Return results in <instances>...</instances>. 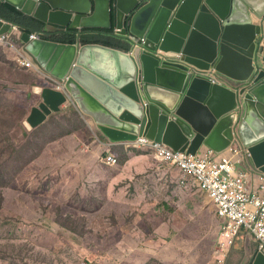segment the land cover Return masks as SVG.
I'll return each instance as SVG.
<instances>
[{
  "label": "water",
  "instance_id": "95a60500",
  "mask_svg": "<svg viewBox=\"0 0 264 264\" xmlns=\"http://www.w3.org/2000/svg\"><path fill=\"white\" fill-rule=\"evenodd\" d=\"M1 2L78 36L69 44L22 34L25 51L65 88L35 89L40 101L26 120L29 129L73 105L110 142L145 137L193 155L237 144L264 173V0ZM4 21L0 15V34L11 27ZM101 30L116 32L129 50L81 43ZM142 38L144 49L133 50ZM176 58L215 78L168 61ZM248 264H264V249Z\"/></svg>",
  "mask_w": 264,
  "mask_h": 264
},
{
  "label": "rangeland",
  "instance_id": "374dc122",
  "mask_svg": "<svg viewBox=\"0 0 264 264\" xmlns=\"http://www.w3.org/2000/svg\"><path fill=\"white\" fill-rule=\"evenodd\" d=\"M16 64L12 51L0 44V264H92L100 254L105 257L115 249L121 253L115 257L116 264H144L142 260L153 259L160 246L161 250L165 247L169 239L164 238L179 233L178 226L186 230L180 236L188 253L212 256L218 236L213 239L217 231L210 223L219 224L214 213L208 217L195 211L178 225L161 218L159 226L153 220V201H147L152 194L148 195L147 190L153 185L145 181L147 176L143 177L141 193L128 201L139 202L136 207L113 201L108 194L107 174L118 172L128 149L110 144L121 142H110L103 135L96 141L99 131L93 120L92 128L83 121L80 126L75 114L69 112L55 115L42 127L29 129L26 120L34 95L32 84L21 82L30 72L17 70ZM79 129L83 148L59 160L55 152L46 151L50 140ZM88 138L90 143L86 142ZM107 149V154L102 155ZM108 155L117 158L114 167L103 160ZM165 178L159 179L161 185L166 184ZM120 185L114 182L109 190L117 191ZM124 192V197L129 198L136 190L128 185ZM154 201L159 205L164 196ZM194 215L202 223H192ZM207 217L206 225L212 232L205 229Z\"/></svg>",
  "mask_w": 264,
  "mask_h": 264
},
{
  "label": "built area",
  "instance_id": "2783aa9c",
  "mask_svg": "<svg viewBox=\"0 0 264 264\" xmlns=\"http://www.w3.org/2000/svg\"><path fill=\"white\" fill-rule=\"evenodd\" d=\"M11 32H19L17 26H12L10 32L0 34V42H6ZM44 35L51 36V33H33L30 40L43 38ZM133 43L132 49L143 45ZM156 54L164 55V52L157 50ZM177 63H183L179 58L168 60ZM19 65L25 69L33 70L37 74L42 73L49 81L53 79L41 72L40 68L24 55L17 58ZM198 76L210 77L208 71L199 70L190 67ZM55 89L64 91V85L61 82H55ZM129 147L133 149L146 148L162 164L177 170V182L179 189L185 191L190 187L206 193L216 208V214L219 219V238L216 243L215 251L218 255H227L230 248L241 230L247 231L257 249H264V173L254 172L245 169H238L243 158L249 157L247 151L232 146L226 152L218 154L208 149L204 154L200 152L196 155L182 151H174L168 146L152 141L145 137H138L130 141ZM105 162L111 166L117 164V158L114 155H108L104 158Z\"/></svg>",
  "mask_w": 264,
  "mask_h": 264
},
{
  "label": "crops",
  "instance_id": "0c3cea01",
  "mask_svg": "<svg viewBox=\"0 0 264 264\" xmlns=\"http://www.w3.org/2000/svg\"><path fill=\"white\" fill-rule=\"evenodd\" d=\"M1 1V0H0ZM19 11V10H18ZM21 12V11H20ZM22 13V12H21ZM5 20V19H4ZM7 20L4 21V24H6ZM11 23V22H9ZM15 26L14 24L11 23V27ZM17 26V25H16ZM10 27V28H11ZM45 31H52L53 29L49 27H45ZM10 30V29H9ZM8 30V31H9ZM7 31V32H8ZM22 35V34H21ZM21 35H19V32H11L9 35V38L6 42H0V44L5 45L7 48H9L12 51V59L14 57L17 58L20 57V55H24L26 58L31 59L43 72L44 70L37 64V62L25 51V44L21 40ZM84 36V35H83ZM17 65V64H16ZM17 70H22V67L18 64L17 65ZM20 68V69H19ZM25 70V69H24ZM27 70H25L26 72ZM29 72V71H27ZM26 72V73H27ZM31 72L35 73L38 78L35 77ZM30 73H28L27 77L22 80V85L25 84H32L30 86V89L32 87V96L34 95V101H32L33 105L35 106L37 102L39 101V95L37 92H35V89L42 86H49L48 79L44 77L42 73L37 74L35 71L31 70ZM47 75V74H46ZM46 81H45V80ZM44 84V85H42ZM47 84V85H46ZM30 91L27 90V93ZM29 95V94H28ZM32 105V107H34ZM31 107V109H32ZM72 108V110H71ZM70 110L75 114L77 121H83L84 123L88 124L90 128L94 127L93 121L90 117L85 116L81 114L78 109L71 105L69 107L63 106L62 111L63 113H68ZM31 111V110H30ZM55 115V114H54ZM47 118L45 121L46 124L48 123L52 116ZM43 125L39 126L42 127ZM83 126V124H82ZM87 126V125H86ZM96 127V126H95ZM256 129H258L257 125H255ZM98 128V127H96ZM86 129V133L89 132V130ZM81 131L82 130H74L70 133L62 134L56 138H53L52 140L49 141V143L46 146V151L50 152H55L56 158H66L69 154H73V152L79 150L80 148H83L85 146V143H81L78 136H81ZM98 133L99 135L96 134L95 139L96 141H99V139L102 138V135L105 136L102 131L98 128ZM89 134V133H88ZM86 142L90 143L91 139L88 138ZM130 141L126 142H121V143H110V144H119V145H124L125 148L128 149V154L126 155L124 161L121 163L119 170L117 173L112 174L109 173L107 176L109 178L107 179L106 183L109 184L108 187V194L112 196V199L114 202H127L129 204H132L134 207L139 204V202L136 203H130L128 202L129 200L137 197L142 189V182H143V177L147 176L145 178V181H150L153 182L152 188L147 190V193L149 195L150 192L151 198H148L147 201H153V214H154V221L156 224L160 226V223L162 224L161 218L170 222V223H175L178 225V223H184L187 220L188 215H192L193 212L198 211L201 213L200 215H203L206 213V215L209 217L212 213H214V216H217L216 214V208L213 206L214 204L211 202L209 199L208 195L204 193L203 191L199 190V188H193V190L186 189L185 191H182L180 189L175 190L174 187H178V185L175 183L177 182L178 175L175 174L177 170H173L172 168H169L168 166L164 165L161 163L159 159H157L151 152H147L146 148H143L142 150L136 149L138 152H131V149L129 150V145ZM233 146L237 147L240 149V147L236 144ZM133 149V148H132ZM135 150V151H136ZM208 151L207 148L203 147L200 150L201 154H204ZM250 157H244L243 162L241 165H238V169H245V170H250L254 172H259L258 169L253 167L250 164L249 161ZM104 160V158H103ZM92 161V160H91ZM90 168H93V164L89 165ZM114 167V166H111ZM142 172H145L144 174H141ZM164 176L166 177V184L161 185L159 179L163 181ZM167 178L169 181H167ZM114 182H121V185L117 191H110L109 189L111 188V185ZM128 185L134 186V189L136 190V193H134L132 196L129 198H125V187ZM137 185H141V187H137ZM176 185V186H175ZM179 188V187H178ZM119 195V200H115L116 197ZM156 195V196H155ZM164 196V201L160 203L159 205H156L154 200H157L161 196ZM168 200L167 202H165ZM186 202V203H185ZM185 205L183 206V204ZM157 206V210H155V207ZM158 213V215H157ZM157 215V216H156ZM196 215L190 218L192 220V223L195 221L202 223L200 219H194ZM208 217L206 218V224L208 223ZM215 217V218H216ZM216 218V220H217ZM219 220V219H218ZM213 226V229H215V233L219 238L218 235V230L217 226L219 227V224L217 225L216 223H210ZM180 227L178 229L179 234H182L183 232H186L183 226H178ZM202 225L198 226L196 230H200ZM160 228V227H159ZM205 229L211 230V226H207ZM209 233V232H208ZM199 234V233H198ZM158 236V235H156ZM256 245L251 237V235L245 231L241 230L238 236L236 237L233 246L230 248L229 252L227 255H218L216 251L212 254L210 260L208 261L207 264H248V261L252 257V255L256 252ZM152 258L146 259V261L142 260L145 262L144 264L148 263L151 261Z\"/></svg>",
  "mask_w": 264,
  "mask_h": 264
},
{
  "label": "trees",
  "instance_id": "16d2710c",
  "mask_svg": "<svg viewBox=\"0 0 264 264\" xmlns=\"http://www.w3.org/2000/svg\"><path fill=\"white\" fill-rule=\"evenodd\" d=\"M0 15L3 19L11 22L14 25L19 26L20 30L23 32L28 33H36V32H45L46 25L42 22H39L38 20L33 19L32 17H28L23 15L20 11H18L14 6L3 3L0 1ZM99 32V33H98ZM46 39H51L54 41H59L63 43H72L75 44L77 42V36L74 32H68L61 35H52V36H45ZM82 44H89V43H95V44H102L108 47H112L115 49H119L122 51H128L129 46L122 42L120 39L116 38L113 35V31H92L91 33H88L81 38ZM25 69V68H22ZM29 72L31 70L25 69ZM35 77L37 76L35 73L31 72ZM45 80V79H44ZM46 81V80H45ZM44 85V84H42ZM72 110V108H71ZM70 110V112H72ZM69 113V112H68ZM68 113L58 112L55 115L63 116ZM54 115V116H55ZM52 116V118L54 117ZM51 118V119H52ZM80 126H82V121L79 122ZM41 126V125H40ZM74 131V130H73ZM72 131L66 132L70 133ZM65 133V134H66ZM140 150V149H138ZM142 150V149H141ZM147 150V149H146ZM149 150H147L148 152ZM106 153L102 155H106L108 152V149L105 151ZM128 154V153H127ZM56 159H62L60 157H57ZM176 186V185H175ZM194 187L190 184L189 190H193ZM175 190L178 191V187H174ZM181 190V189H180ZM183 191V190H182ZM153 220H155L153 218ZM220 224V222H219ZM181 234L174 233L170 235L167 238L169 239L168 242H166L165 247L161 250L162 246H160L159 252L155 255V257L148 262L147 264H205L207 261L210 260L211 256L205 257L201 253H188L187 251V245L185 243V240ZM218 235H219V227H218ZM157 239L164 240L163 238H160L159 236H155ZM217 235L213 239H215ZM120 251L118 249L112 250L109 253H106V256L103 257L102 254L99 255L98 258L94 259L92 264H116L117 261L115 260L116 256H120ZM211 255V254H210ZM209 259V260H208Z\"/></svg>",
  "mask_w": 264,
  "mask_h": 264
},
{
  "label": "flooded vegetation",
  "instance_id": "af4514ba",
  "mask_svg": "<svg viewBox=\"0 0 264 264\" xmlns=\"http://www.w3.org/2000/svg\"><path fill=\"white\" fill-rule=\"evenodd\" d=\"M16 26V25H15ZM18 28H19V26H17ZM12 28V27H11ZM11 28H10V30H11ZM10 30L8 31V32H10ZM8 32H6V33H8ZM24 32L22 31V30H20V28H19V35H21V34H23ZM36 33H46V34H48V33H51V34H55V35H63L64 33H68V32H64V31H57V30H52V31H45V32H36ZM75 33V32H74ZM99 33V32H98ZM116 34V32H113V35L116 37V38H118V39H120L117 35H115ZM4 34V33H3ZM30 34H33V33H30ZM88 34V33H87ZM86 35V34H85ZM22 36V35H21ZM45 36L46 35H44L43 36V38L42 39H45V40H51L50 38L49 39H46L45 38ZM52 36V35H51ZM76 36H77V34H76ZM30 39V38H29ZM41 39V38H40ZM77 40H78V36H77ZM121 40V39H120ZM30 41H32V40H30ZM52 41H54V40H52ZM122 42H123V40H121ZM56 42H59V41H56ZM17 61V60H16ZM19 64V63H18ZM54 81L55 80H52V81H48L49 83H47V84H50L49 85V87H52V88H54L55 87V83H54ZM46 84V85H47Z\"/></svg>",
  "mask_w": 264,
  "mask_h": 264
},
{
  "label": "clouds",
  "instance_id": "9594fccd",
  "mask_svg": "<svg viewBox=\"0 0 264 264\" xmlns=\"http://www.w3.org/2000/svg\"><path fill=\"white\" fill-rule=\"evenodd\" d=\"M23 68V67H22ZM55 88V87H54Z\"/></svg>",
  "mask_w": 264,
  "mask_h": 264
}]
</instances>
